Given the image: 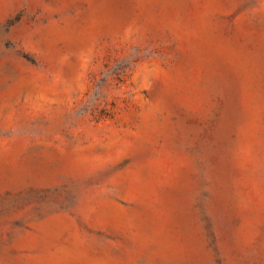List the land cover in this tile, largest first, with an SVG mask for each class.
Returning <instances> with one entry per match:
<instances>
[{
    "label": "rangeland",
    "instance_id": "rangeland-1",
    "mask_svg": "<svg viewBox=\"0 0 264 264\" xmlns=\"http://www.w3.org/2000/svg\"><path fill=\"white\" fill-rule=\"evenodd\" d=\"M0 264H264V0H0Z\"/></svg>",
    "mask_w": 264,
    "mask_h": 264
}]
</instances>
